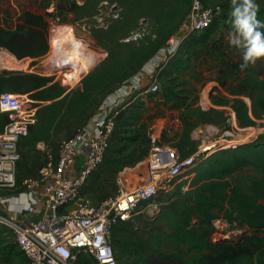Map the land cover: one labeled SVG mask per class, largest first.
<instances>
[{
  "label": "rangeland",
  "instance_id": "374dc122",
  "mask_svg": "<svg viewBox=\"0 0 264 264\" xmlns=\"http://www.w3.org/2000/svg\"><path fill=\"white\" fill-rule=\"evenodd\" d=\"M24 1L32 4L35 0ZM42 1L48 3V7L42 12L49 22V49L51 32L57 27L72 26L77 35L87 38L94 49L104 54L96 67L116 62L123 69H128V73L116 81L110 90L99 95L93 105L86 108L78 119L64 124L50 138L42 140L48 144L45 151L39 147L40 141L28 143L25 137L20 139L22 157L17 167L20 177L37 175L40 167L47 162L48 153L56 157L61 142L72 136L80 127L87 125L104 100L111 97L130 79L146 77L149 74H152V78L157 76L162 90L159 93L137 95L141 91L138 89V92L134 93L135 99L133 98V103L121 114L108 154L99 169L103 172L111 170L108 172L109 178L99 184V189H106L108 186L109 191L106 193L116 194L119 188L118 178L126 175V172L130 174L132 182H129V188L144 180L137 173L148 172L152 160L151 135H160V143L177 148L181 157L198 154L207 145L214 144L212 150L198 156L200 159L193 169L192 178L196 175L199 165L215 151L225 149L222 146L228 142H235L234 145H237L264 140V120H259L255 126L240 127L237 112L233 107L236 100L249 101V86L255 81L264 80V58L241 69L242 49L228 42L229 33L232 31L231 0H204L209 6L218 4L224 6V33H215L211 37V42L229 45L231 60L212 62L204 49L191 53L188 49L191 40L187 39L179 52L164 62L162 70L156 66L159 52L156 50L160 45L165 46L181 30L190 12L192 0ZM256 3L259 9L264 5V0H256ZM3 24L7 27L13 26L14 19H9ZM46 54L23 58L14 55L22 59L26 66L22 72L52 77L54 82H59L61 86L68 88V91L81 88L84 78L96 69L95 67L76 84L70 86L69 82H63L62 75L50 71V62L46 59ZM186 57H190L187 65L177 67L178 59ZM16 66V63H11V67ZM32 67L34 68L30 69ZM14 69L4 68L0 59V72ZM152 78L148 83L152 82ZM170 90L178 93L179 98L166 99L165 94ZM32 93L21 95L29 99L28 104H33L29 108H36L37 113L42 101L32 99ZM43 102L44 105L51 103ZM202 104L223 109L225 119L217 116L214 117L217 123L194 127L193 110ZM6 113H9L10 120L15 119V113ZM187 129H192L190 138L184 137ZM191 180L182 179L171 193L162 192L155 201L141 205L128 223L120 224L113 238L120 264H145L149 254L145 243L152 234L154 223L148 209L158 207L159 214L162 209L177 204L190 188ZM90 186L94 188L95 184ZM215 225L217 230L213 234L214 239H234L239 234V229L221 220L215 221ZM0 264H29L18 249L13 233L4 226H0ZM224 264H264V257L255 254Z\"/></svg>",
  "mask_w": 264,
  "mask_h": 264
},
{
  "label": "built area",
  "instance_id": "2783aa9c",
  "mask_svg": "<svg viewBox=\"0 0 264 264\" xmlns=\"http://www.w3.org/2000/svg\"><path fill=\"white\" fill-rule=\"evenodd\" d=\"M223 12L222 4L206 6L202 0H192L181 30L158 52L156 66L162 70L164 62L179 52L183 42L201 33ZM72 37L81 43L89 64L66 59L75 47ZM58 52L63 53L62 58ZM1 54L5 59H1ZM103 57L72 26L57 27L51 32L46 59L50 71L62 75L63 82L67 73L80 69L76 82L79 81ZM0 59L4 68H15L11 71L22 72L26 68L22 59L5 48L0 49ZM11 63L17 66L11 67ZM151 80V83L143 81L118 88L104 100L87 125L61 142L56 157L48 153L47 162L35 176L20 177L17 167L22 157L19 140L28 135L30 125L36 121V108H29V99L21 94L0 95V111L16 114L0 131V226L13 233L29 264H120L113 241L120 224L130 220L141 205L155 201L162 192L171 193L182 179L191 180L198 156L208 150L204 147L198 154L183 158L177 148L162 144L160 136L151 135L148 181L129 188V178L121 175L116 194L98 202L85 194L91 176L106 159L128 99L138 89L141 90L138 94L161 92L157 76ZM39 147L45 151L48 144L40 141ZM78 159L82 161L79 167Z\"/></svg>",
  "mask_w": 264,
  "mask_h": 264
},
{
  "label": "trees",
  "instance_id": "16d2710c",
  "mask_svg": "<svg viewBox=\"0 0 264 264\" xmlns=\"http://www.w3.org/2000/svg\"><path fill=\"white\" fill-rule=\"evenodd\" d=\"M2 1L0 49L5 48L19 58L46 54L49 22L42 10L48 3L42 0L32 4L24 0ZM257 16L264 20V5L258 9ZM9 19H14V25L7 27L3 23ZM223 28L222 14L191 39L188 49L191 53L204 49L212 62L231 60L229 45L211 42L215 33H224ZM163 47L164 44L160 45L156 51ZM189 58L178 59L176 66L187 65ZM127 73L128 69L116 62L104 63L84 78L81 88L68 91L52 77L3 71L0 72V95L33 92L32 99L42 101L36 121L25 136L28 143H35L50 138L64 124L78 119L99 95L110 90ZM248 97L249 101L239 99L233 105L240 127L255 126L259 120H264V80L249 86ZM165 98L178 99L179 95L170 90ZM43 101L51 103L44 105ZM224 114L223 109L202 104L193 110V126L217 123L214 117L224 120ZM10 121L9 113L0 111V131ZM191 130L187 129L184 137L190 138ZM234 144L228 142L225 149L215 151L200 164L183 197L157 215L152 234L145 243L149 251L145 264H224L255 254L264 257V140ZM218 220L239 229L237 237L214 239L215 221Z\"/></svg>",
  "mask_w": 264,
  "mask_h": 264
},
{
  "label": "clouds",
  "instance_id": "9594fccd",
  "mask_svg": "<svg viewBox=\"0 0 264 264\" xmlns=\"http://www.w3.org/2000/svg\"><path fill=\"white\" fill-rule=\"evenodd\" d=\"M256 0H231L230 45L242 49L241 69L264 58V20L257 16Z\"/></svg>",
  "mask_w": 264,
  "mask_h": 264
},
{
  "label": "crops",
  "instance_id": "0c3cea01",
  "mask_svg": "<svg viewBox=\"0 0 264 264\" xmlns=\"http://www.w3.org/2000/svg\"><path fill=\"white\" fill-rule=\"evenodd\" d=\"M151 76H152V74H149L146 77H144V76L143 77H139V76L138 77H135L134 80L133 79H130L129 82L127 83V85L134 86V85H137V84L142 83L143 81H149L150 78H152ZM138 95H141V93H139ZM133 98L135 99V96L134 95L130 99H128V105H127V107L133 103V101H134ZM225 104L224 103H221V104H218V105H225ZM213 106H216V105L213 104ZM158 136H160V135H158ZM112 139H113V137H112ZM76 164L79 167V166H81L82 161L80 159H78ZM99 169H100V167L93 173V175L91 176L89 182L87 183V185H86V187L84 189L85 190V194L92 201H94V202H98V201H100L101 199H103L104 197H106L108 195H113L111 193L110 194L109 193H106L107 191H109L108 186L106 187V189H99L98 188V187H100L99 184L101 182H103L106 178H109V176H108L109 173L108 172L111 171V170H105V172H103L102 170H99ZM137 175L139 177L144 178V180L142 182H140L138 185H140V184L145 183L146 181H148L150 179V166L148 167V172L147 173L144 172V173L140 174L138 172ZM126 176L129 178V182H131V180H130L131 179L130 174L126 172ZM94 184H95V187L94 188L93 187L91 188L90 185H94ZM138 185H136V186H138ZM148 210L152 214L151 215V218H154L153 220H155V218L157 217V214H158L160 208L155 207V208H149ZM130 220H128L126 222H122V224L128 223Z\"/></svg>",
  "mask_w": 264,
  "mask_h": 264
},
{
  "label": "bare ground",
  "instance_id": "6f19581e",
  "mask_svg": "<svg viewBox=\"0 0 264 264\" xmlns=\"http://www.w3.org/2000/svg\"><path fill=\"white\" fill-rule=\"evenodd\" d=\"M73 37L71 39H73L75 47H73V49L68 52V56H66V59L69 60L70 58H72V60L74 62L82 64V65L89 64L88 58H86L84 56V54H83L81 43L79 41H77V40L75 41V38H73ZM58 57L62 58L63 57V53L58 52ZM1 59L2 60L5 59V55L4 54H1ZM91 59L92 58H90V60ZM79 70L80 69L73 70V71L67 73L65 78H64V81L69 82L70 84H74L76 82L78 76H79ZM226 146H228V143L226 145L222 146V147H226ZM213 148H214V144H209V145H207V147H205L206 150H212Z\"/></svg>",
  "mask_w": 264,
  "mask_h": 264
}]
</instances>
